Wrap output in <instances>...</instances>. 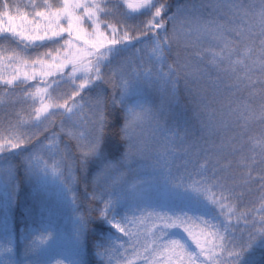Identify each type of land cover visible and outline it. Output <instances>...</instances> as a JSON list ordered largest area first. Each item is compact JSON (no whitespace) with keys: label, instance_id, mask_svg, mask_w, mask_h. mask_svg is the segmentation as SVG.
<instances>
[{"label":"snow or ice","instance_id":"1","mask_svg":"<svg viewBox=\"0 0 264 264\" xmlns=\"http://www.w3.org/2000/svg\"><path fill=\"white\" fill-rule=\"evenodd\" d=\"M4 39L23 47H0V66L7 60L13 69L10 78L0 73V85L10 92L20 88L12 102L27 105V111L17 110L14 119L0 123V209L5 213L17 192V157L25 178L58 177L73 203L75 166L86 169L97 162L90 194L102 205L97 218L128 237L131 250L117 264H246L254 244L264 245V133L249 135L253 121L264 124V0H203L174 10L169 0H28L25 5L0 0ZM37 41L59 46L36 58L25 55L23 49ZM174 48L188 55L181 59L177 51L170 62ZM205 80L217 92L223 83L227 96L217 101L199 95ZM181 81L199 96L198 107L208 117L202 122L207 138H190L187 128L167 123L165 113L177 102ZM64 85L68 90L60 91ZM257 86L258 113L253 108ZM145 88L161 94L158 108ZM217 102L219 118L212 108ZM115 114L121 119L118 157L108 148ZM157 180L168 201L184 206L178 213L148 211L117 219V187L139 198ZM253 185L258 207L245 203ZM153 218L163 221L162 227L146 228L141 240L133 228ZM85 227L81 218L78 231ZM166 229H180L187 239L169 237ZM107 239L110 249L100 245L105 252L124 247L120 236L109 233Z\"/></svg>","mask_w":264,"mask_h":264},{"label":"trees","instance_id":"2","mask_svg":"<svg viewBox=\"0 0 264 264\" xmlns=\"http://www.w3.org/2000/svg\"><path fill=\"white\" fill-rule=\"evenodd\" d=\"M17 2L25 5L28 0H17ZM169 2L174 10L177 4L188 2L198 6L203 0H169ZM22 10L26 9L22 8ZM16 23L19 24L20 21L17 20ZM5 25L7 26L6 21ZM65 38H67L66 34ZM208 44L209 41H205L204 47H207ZM58 46L48 41H37L35 46L30 45L23 51L25 55L36 58ZM0 47L22 48L23 45L22 43L4 39L0 41ZM177 51H179L181 59L188 55L183 48H174L169 58L170 62L176 59ZM55 55L56 53L53 52V56ZM60 55L63 56V50ZM44 59L49 63L53 62L52 57H44ZM8 63L5 60L4 64L0 66V73L6 78H10L11 74H13V69L7 66ZM27 70H30V68ZM69 70L70 66L65 69V72ZM215 75V72L211 73L212 80H215ZM256 75L259 76V73ZM48 79H52V77ZM31 83L35 84L36 81ZM201 88L202 91L199 95L206 96L209 100L215 97L217 101H221L227 96V90L224 88L223 83L220 84V92H217L213 84L208 80L202 81ZM66 90H68L67 85L60 89V91ZM144 91L153 108H158L161 104V94L152 88H145ZM256 91L257 95L253 101V108L258 113L261 103L259 86H257ZM20 95V88L10 92L0 85V98L5 101V103L0 105V123L6 125L9 118L14 119L17 110L27 111V105L20 102H12L14 98ZM244 95L247 96V93H244ZM198 103L199 96L195 92L189 93L186 91L183 81H181L178 100L170 105L169 111L165 113L167 123L180 130L187 128L188 132L192 134L190 138H198L202 135L207 138L206 130L202 128V122L207 123L208 117L198 107ZM212 108L218 110L219 118L220 103L212 104ZM110 119L112 120V126L108 134V148L112 157H118L122 151L119 146V136L117 135L121 119L119 114H115L114 118L110 117ZM262 133H264V124L259 121H253L249 126V135L258 138ZM40 139L43 140L44 136L42 135ZM69 143H71L72 151L75 153L74 142ZM78 158L79 154L76 153V159L78 160ZM14 163L17 166L18 187L11 209L6 213L3 209H0V261H11V264H117V261L121 260V254L124 256L131 254L128 237L116 232L115 229H109L108 225L103 224L97 218V209L102 205L99 201L90 199L99 171L97 162L89 163L86 169H81L78 165L75 166L74 175L77 180L71 185L75 190V203L72 202L73 194L66 193L60 182L57 184L46 177L39 180L35 178L29 180L24 176L21 159L17 157ZM189 167L191 168V165ZM180 172L182 173L183 169ZM128 179L131 181L132 177L129 176ZM159 184H162V180H157L150 187L146 186L147 190L139 198H133L123 192L120 187H117L114 190V199L119 198V202L115 205L117 219L125 214L129 218H137L141 215H146L148 211L168 212L169 214L172 212L178 213L180 208L184 206L168 201L159 189ZM252 187L253 192L246 195L245 203L249 204V206L255 203L258 207L257 197L259 193L255 185ZM81 218L86 224L83 232L78 231ZM163 223V221L153 218L146 221L144 225H139L138 228L134 227L133 230L140 232L141 240H143V232L146 228L152 227L153 224L162 227ZM32 225H37V229L30 230ZM21 227L28 232L24 236L21 235ZM130 227L132 226L130 225ZM160 227L155 229L157 234L160 232ZM177 230L180 229H166L165 231L169 233L170 237L176 234L180 235ZM109 233L114 236H120L124 247L118 248L117 251L109 250L105 252V248L100 247V245L104 244L105 247L111 248L107 239ZM239 236L240 233L237 232V237ZM169 237H165V239ZM46 240H52L55 244L47 252H43L41 247ZM58 247L65 248V253L57 254ZM8 248H11L10 252L7 251ZM125 249H129V251L125 252ZM65 254L69 257H65ZM137 264H144V261L140 260ZM246 264H264V245H261L259 241L246 253Z\"/></svg>","mask_w":264,"mask_h":264},{"label":"rangeland","instance_id":"3","mask_svg":"<svg viewBox=\"0 0 264 264\" xmlns=\"http://www.w3.org/2000/svg\"><path fill=\"white\" fill-rule=\"evenodd\" d=\"M90 30V29H89ZM74 174V173H73ZM46 178H48V179H50L52 182H55V183H59L60 182V180H59V178L58 177H54V176H52L51 174H49ZM35 229H37V225H32L31 227H30V230H35ZM178 231V233L184 238V239H187V234L186 233H183L182 232V230H177ZM28 232L26 231V229H24V228H22L21 227V235L22 236H24V235H26ZM55 243L52 241V240H46L45 242H44V244L42 245V247H41V249H42V251L43 252H47L50 248H51V246L52 245H54ZM191 246V245H190ZM56 253L57 254H59V253H65V248H63V247H58L57 248V251H56ZM65 257H69L68 255H64Z\"/></svg>","mask_w":264,"mask_h":264}]
</instances>
